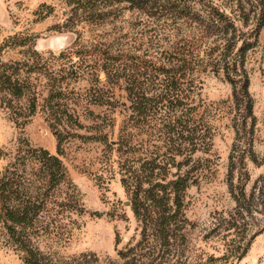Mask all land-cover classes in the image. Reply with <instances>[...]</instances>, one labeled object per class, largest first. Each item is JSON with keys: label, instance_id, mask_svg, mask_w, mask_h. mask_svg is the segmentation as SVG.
I'll return each mask as SVG.
<instances>
[{"label": "trees", "instance_id": "1", "mask_svg": "<svg viewBox=\"0 0 264 264\" xmlns=\"http://www.w3.org/2000/svg\"><path fill=\"white\" fill-rule=\"evenodd\" d=\"M200 2L67 0L70 15L65 26L69 30L81 23L116 29V35L107 29L104 32L114 36L112 42L103 37L91 49L86 46L71 53L83 59L95 52L101 55L105 81L123 85L132 111L129 121L139 136L147 135L138 138L125 128L115 143L121 154V181L142 227L140 239L118 251L119 260H102L94 251L65 256L41 247L45 238L62 237L72 214L85 211L81 193L61 158L69 133L59 129L65 123L79 126V116L69 110L65 95L70 73L56 69L51 57L36 47L33 36L15 33L0 44V109L24 127L39 110L38 81L44 79L48 87L44 104L58 140L57 153H52L20 139L0 175L1 243L24 264H174L175 258L181 257L187 241L185 231L191 224L185 213L187 189L199 181L204 168L195 154L211 149L215 135L212 121L220 111L217 104H208L201 96L202 73L222 72L232 84L239 112L234 124L237 139L249 118L256 124L245 64L254 41L219 5ZM128 12L162 21L157 31L174 39L162 56L157 50L135 51L131 32L125 30L135 24L126 18ZM80 39L78 34L77 41ZM11 50L23 56L6 59L5 53ZM94 93L98 105L111 102L108 90L100 88ZM4 155L8 152L0 147V157ZM234 157L231 154L229 188L236 206L228 214L214 215L213 226L204 235L205 240L222 241L223 251L195 264H238L264 229V223L249 221L257 211V201L264 198V182L250 193L246 186L237 191L232 177Z\"/></svg>", "mask_w": 264, "mask_h": 264}, {"label": "rangeland", "instance_id": "2", "mask_svg": "<svg viewBox=\"0 0 264 264\" xmlns=\"http://www.w3.org/2000/svg\"><path fill=\"white\" fill-rule=\"evenodd\" d=\"M196 1L219 5L254 41L255 46L247 52L245 64L250 77L256 124L254 126L249 118L246 129L237 139L234 124L239 112L234 103L232 84L222 72L202 73L201 96L206 103L217 104L220 111L212 121L215 135L211 149L195 154V159H200L204 168L198 174L199 181L187 189L185 213L191 224L185 231L187 241L182 245V255L175 258L174 264H195L200 258L220 255L223 251L222 241L218 238L205 240L204 235L211 230L214 215L228 214L236 206L229 188L231 154L235 155L232 177L237 191L246 186L250 193L255 185L264 182V25L260 26L264 19V0ZM69 15L67 0H0V44L15 33L33 36L36 47L44 56L51 57L55 68H64L70 73L65 95L69 110L77 114L80 121L79 126L65 123L59 129L64 134L69 133L61 158L81 193L85 211L72 214V221L67 224L62 237L45 238L41 247L65 256L94 251L102 260H119L118 251L140 239L142 227L121 181V154L115 143L125 133V128L135 137L138 129L129 121L132 111L123 85L105 81V73L100 70L101 55L95 52L83 59L80 54L71 53L81 47L91 49L103 37L112 42L114 36H107L104 32L107 29L111 35H116V29L81 23L69 30L65 26ZM126 18L135 22L133 27L125 29L131 32L135 51L157 50L158 56H162L171 46L173 37L157 31L162 21L141 14L131 15L130 12ZM78 34H81L80 41H77ZM22 56L18 50L5 53L6 59ZM99 74L100 82L97 81ZM38 85L40 107L24 127L18 126L8 113L0 109V147L8 152V155L0 157V175L22 138L34 146L57 153L56 129L44 104L48 87L44 79H39ZM100 88L112 95L109 104L98 105L93 100L94 92ZM137 137L147 138V135ZM158 145L163 144L160 142ZM263 199L257 201V211L252 213L253 217L249 216V221L264 223ZM0 264H24L17 253L1 243V236ZM238 264H264V229L255 236Z\"/></svg>", "mask_w": 264, "mask_h": 264}]
</instances>
